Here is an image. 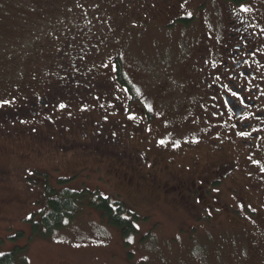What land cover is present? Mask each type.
I'll return each mask as SVG.
<instances>
[{"label": "rangeland", "instance_id": "rangeland-1", "mask_svg": "<svg viewBox=\"0 0 264 264\" xmlns=\"http://www.w3.org/2000/svg\"><path fill=\"white\" fill-rule=\"evenodd\" d=\"M149 2L144 21L137 23L136 14L121 12L129 7H122L119 0H0L1 111L15 112L14 105L29 96L44 95L47 83L59 74L92 77L86 79L88 86L83 81L74 86L79 94L59 97L70 106L58 109V114L75 120L71 131L59 126L62 140L47 143L34 138L32 131L12 129L31 118L0 119V253L17 246L25 264H130L127 251L146 264H195V260L242 264L254 256L246 238L226 232V226L238 219L215 220L208 234L195 230L196 216L201 211L210 216V208L196 214L194 201L183 189L198 179L205 183L214 175L220 177L229 168L224 158L217 166L214 159H206L208 148L202 137L206 125L202 129L197 120L204 108L193 93L197 88L190 80L191 66L203 44L211 46L223 30L219 29L235 20L234 13L244 19L255 17L259 31L264 30V0ZM180 14L192 20L185 26H163ZM207 15L217 29L210 27ZM115 56L121 77L136 96L114 72ZM73 63L83 68L76 71ZM96 122L107 125L110 140L115 137L118 142H107V148L96 154L86 145L72 147L67 142L69 149L62 153L60 145H66L70 136L79 138L82 123L87 139L92 138L99 127ZM40 130L48 135L53 128ZM73 174L75 179L63 187H85L108 196L117 193L136 213L134 226L139 231L131 237L130 248L121 243L119 230L89 205L51 237L32 231L33 221L43 214L40 210L46 211L50 191L45 184L60 188L58 179ZM213 209L219 211L216 205ZM230 213L242 217L233 206ZM222 226L224 234H215ZM144 231L150 235L139 250H131Z\"/></svg>", "mask_w": 264, "mask_h": 264}, {"label": "flooded vegetation", "instance_id": "flooded-vegetation-1", "mask_svg": "<svg viewBox=\"0 0 264 264\" xmlns=\"http://www.w3.org/2000/svg\"><path fill=\"white\" fill-rule=\"evenodd\" d=\"M119 2L122 7H129L124 10L120 8L122 13L136 14L137 23H139L138 20L144 21L141 17L150 6L149 0H119ZM246 2L247 0L235 3ZM179 16L190 17L184 14ZM208 18L207 15V22L210 24L212 20H208ZM233 18L235 20H230L229 25L219 29H223L218 33L220 37L214 36V43L211 46L204 47L205 44H203L204 49L200 48L197 60L191 66V77L193 78L190 77L191 82L196 83L194 89L197 88L198 93H193L197 95V103H201V107L204 108V112L200 113L202 115L198 116L197 120L201 123L202 129H204L202 124L206 125L205 133L202 135V137H206L205 142L208 148L205 153L206 159H214L217 161L215 165L217 166L224 158L225 161H229V168L220 177L214 175L205 180V183L198 179L194 181L193 186L187 185L183 190L188 193L189 197L187 198L194 201L196 214L207 207L210 208V216L201 211L199 216L194 219L199 223V228L194 229L198 232L201 231L202 234L209 233L215 220L228 216L238 219L230 213L233 206V210L242 215L244 223L238 222V220L235 224L230 223L231 225L226 226V232L231 234L235 232L241 238H246L251 250L255 251L254 256L242 261V264H264V30L262 28V31H259L260 25L256 23L255 17H245L244 19L242 15L234 13ZM239 20L243 21L242 24L238 23ZM252 21L256 23L255 27ZM210 27L217 29L218 25L215 20L210 24ZM73 64V69L76 71L83 68V64ZM60 75H58L60 78L57 77L55 84L65 89L68 88L66 85L69 83L71 86L82 83V81L88 86L86 79L92 78L77 72L65 75L63 72L65 77ZM70 77L71 80H68ZM51 88L53 91L56 87L51 86ZM75 90L77 91V89ZM70 91L72 92V89ZM84 92H87L86 88H84ZM64 103L50 92L44 95L38 93V95L29 96L27 101L23 100L22 104L14 105L15 112L0 110V119L11 118L15 121H24L31 118L29 123H18L12 129L17 132L20 130L28 133L32 131L34 138L45 139L47 143H51L57 138L58 140L65 138L63 132L59 130V126L68 131L73 129L75 122L73 117L58 114V109L70 106V103L67 105ZM76 103L83 105L80 102ZM86 103L88 104L90 101ZM62 105L63 107H61ZM205 114L206 118L203 116ZM96 124L99 127H96L97 132L90 139H87L86 125L83 123V126H80L79 138L70 136L69 141L63 139L66 141V145H60V147L64 146L62 153L66 154L69 144H71L72 147L74 145L85 147L86 145L90 149L89 151L96 154L97 151L103 152L107 148V142L111 144L118 142L119 138L112 137L110 140L107 125L102 126L99 122ZM77 125L79 126L80 123L77 122ZM43 126H50L53 130L48 135L44 134L40 130ZM67 142H69L68 145ZM153 162L152 160V166H154ZM190 163L195 166L198 161L192 160ZM202 199L204 202L201 201ZM214 205L218 206V212L213 209ZM217 230L218 233L215 232V234H224L223 226ZM147 235H150V232L144 231V233L138 234L131 250L134 248L139 250ZM129 239H126L128 248L133 243V240ZM121 243H124V240ZM203 251L205 249H202L197 257H200L204 253ZM128 252L133 254L132 251ZM128 261L130 264H138L136 260L132 262V258L129 257ZM198 262L199 260H195V264Z\"/></svg>", "mask_w": 264, "mask_h": 264}, {"label": "trees", "instance_id": "trees-1", "mask_svg": "<svg viewBox=\"0 0 264 264\" xmlns=\"http://www.w3.org/2000/svg\"><path fill=\"white\" fill-rule=\"evenodd\" d=\"M230 1L235 3L244 0ZM191 20L192 18L189 20L188 17L179 16L163 26L168 29L169 27H174V25L182 24L185 26ZM113 63L115 64V73L118 75L120 83L125 87L126 90H128V92H131L132 95L136 96L133 93L131 84L128 81H125L123 77H121L122 75L119 56H115ZM56 81L57 79L47 83L50 85L47 87L48 92H46L45 94H48L50 92L56 98H59L61 96L64 98V94L72 92L79 94V89L77 87H74V84L71 86L70 84H67L66 86L68 88L65 89L62 86L58 87L55 84ZM51 86L56 88L52 91ZM71 89L72 92L70 91ZM75 89H77V91ZM68 103H70V101H68ZM149 119L151 120L152 117L149 116ZM75 174H73L71 177H60L57 181L58 185L62 186L65 182L74 180ZM45 187L48 188V190L51 192L48 193L46 198V211L43 212L42 210H40L39 213L43 214L37 221H33L32 225V231L38 233L43 238L51 237L55 233V230L66 226L79 212L83 211L84 206L88 205L89 207L95 208L100 217L105 219L109 225H113L114 227H116V229L119 230L120 239L124 240V243L122 244L125 248L128 246L126 239L133 237V235L137 234L139 231L134 226V222L138 220L139 217L136 215V213H134L133 210L127 207L125 202L120 199V196L117 193H113L112 195L109 194L108 196L101 194L98 190H89L85 187L72 189L66 186H62L56 189L54 187L48 186L47 183L45 184ZM238 222L244 223L242 217L238 218ZM20 253L21 249L17 246L10 251H2L0 253V264H17L18 262H20L21 264H25L24 260H22V257L19 256ZM140 253L144 254V252ZM133 255L134 254H131L127 251V256L129 258H132V262L135 260L133 259ZM141 262L146 264L143 260L138 262V264H142Z\"/></svg>", "mask_w": 264, "mask_h": 264}, {"label": "snow or ice", "instance_id": "snow-or-ice-1", "mask_svg": "<svg viewBox=\"0 0 264 264\" xmlns=\"http://www.w3.org/2000/svg\"><path fill=\"white\" fill-rule=\"evenodd\" d=\"M5 103H7V102L5 101ZM61 107H63V105ZM241 135H243V133H241ZM161 143H163V141H161ZM130 240H131V238H130Z\"/></svg>", "mask_w": 264, "mask_h": 264}]
</instances>
